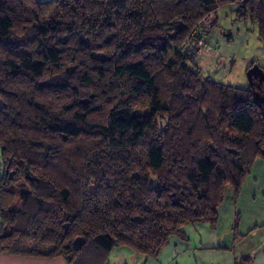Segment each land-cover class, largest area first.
<instances>
[{"label": "trees", "instance_id": "obj_1", "mask_svg": "<svg viewBox=\"0 0 264 264\" xmlns=\"http://www.w3.org/2000/svg\"><path fill=\"white\" fill-rule=\"evenodd\" d=\"M231 4L264 43V0H0V254L150 260L183 227L218 226L226 187L236 201L264 160V71L251 63L239 89L195 60L216 28L202 19ZM181 96L175 116L193 104L210 137L198 154L158 124Z\"/></svg>", "mask_w": 264, "mask_h": 264}, {"label": "rangeland", "instance_id": "obj_2", "mask_svg": "<svg viewBox=\"0 0 264 264\" xmlns=\"http://www.w3.org/2000/svg\"><path fill=\"white\" fill-rule=\"evenodd\" d=\"M236 6L237 5L235 4H231L223 5L218 8L216 6L211 7L209 14L204 17L207 19L204 26L209 29L214 26L216 28L206 36L204 43L205 48L195 60L197 67H199L202 72V76L209 79L211 82L239 89H246V69L248 66L255 62L264 71V43L260 41L255 25L248 21H236ZM110 54L111 53H109V55ZM167 91H172L171 95H175L173 85H168ZM164 94L166 95V91H164ZM138 101L139 103L136 104L144 102V100ZM172 102L177 103V105H170V110L168 112H162V115L158 116L165 118L163 122L157 120L159 126L164 128L167 127V118L170 117V125L167 132L171 131L170 127L172 125L179 123L178 128L181 130V133H175L176 140L181 144L189 142L194 136L197 137V140H194V144H191L189 153H201V147L199 144L209 145L210 142V137L206 136L204 127L200 125L203 116H200L201 120L198 119V116H196L195 113L196 107L192 104L191 107L193 109L191 111H184L180 117L177 118V116H175L176 111L185 107V97L181 96L178 99L174 98L172 99ZM213 108V116H215L216 107L214 106ZM145 112L150 116L156 114L152 109L146 110ZM92 117L97 121L102 119V116L98 114ZM184 119L189 120V123H186ZM189 124L192 125L189 126ZM189 128H191L190 130L191 133L193 132L192 134L188 133ZM167 135L169 136V134ZM78 156H81V154L79 153ZM193 158L195 160L198 159L197 157ZM73 163L74 166H85L82 162L80 163V161H74ZM202 188H204V186ZM231 199V189L226 187L224 201L218 208V213L220 215L219 223L222 229L227 228L229 224L228 216L231 214L232 210L230 205ZM21 203V201H18L16 208H19ZM146 261L148 260L142 255L127 248H113L108 254L107 260L104 264H143Z\"/></svg>", "mask_w": 264, "mask_h": 264}, {"label": "crops", "instance_id": "obj_3", "mask_svg": "<svg viewBox=\"0 0 264 264\" xmlns=\"http://www.w3.org/2000/svg\"><path fill=\"white\" fill-rule=\"evenodd\" d=\"M45 2L50 0H37ZM2 169L0 168V177ZM228 226L206 223L182 228L185 239L169 238L156 259L143 264H264V160L253 162L236 201L231 199ZM218 213V220H220ZM238 219V221H237ZM237 226V231L234 227ZM0 264H68L62 257L43 258L0 254Z\"/></svg>", "mask_w": 264, "mask_h": 264}, {"label": "built area", "instance_id": "obj_4", "mask_svg": "<svg viewBox=\"0 0 264 264\" xmlns=\"http://www.w3.org/2000/svg\"><path fill=\"white\" fill-rule=\"evenodd\" d=\"M203 20L201 21L200 26H204V23H206L205 21H207L206 18H204ZM203 47H204V42H202V41L198 42L197 47L195 48L196 51L194 50V53L197 54V56H199L201 54V50ZM208 50H209V48H208Z\"/></svg>", "mask_w": 264, "mask_h": 264}]
</instances>
